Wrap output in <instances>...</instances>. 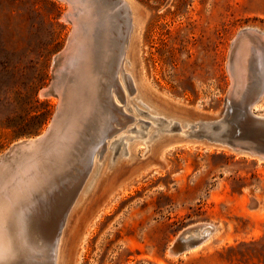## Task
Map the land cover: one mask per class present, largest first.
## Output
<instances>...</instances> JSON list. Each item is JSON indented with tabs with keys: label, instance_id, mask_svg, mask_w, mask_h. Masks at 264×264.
I'll list each match as a JSON object with an SVG mask.
<instances>
[{
	"label": "rangeland",
	"instance_id": "rangeland-1",
	"mask_svg": "<svg viewBox=\"0 0 264 264\" xmlns=\"http://www.w3.org/2000/svg\"><path fill=\"white\" fill-rule=\"evenodd\" d=\"M69 8L66 0H0V155L43 133L51 121L58 98L40 91L50 84L53 57L72 32L63 19ZM130 8L134 29L127 49L122 12L111 38H120L121 59H129L137 90L162 115L184 123L218 115L232 85L231 44L245 29L264 35V0H131ZM99 70L93 69L98 84L105 74ZM65 72L61 80L69 85ZM260 105L264 113V98ZM136 106L149 110L138 102L129 107ZM135 120L153 123L142 115ZM136 125L126 123L132 131L122 136L149 131ZM179 135H165L161 145L144 144L141 135L128 142L124 137L125 156L120 150L112 159L105 152L106 178L57 224L56 234L64 229L58 264H264V161ZM168 138L187 144L160 152ZM200 224L214 231L197 247L169 256L178 234Z\"/></svg>",
	"mask_w": 264,
	"mask_h": 264
},
{
	"label": "bare ground",
	"instance_id": "bare-ground-1",
	"mask_svg": "<svg viewBox=\"0 0 264 264\" xmlns=\"http://www.w3.org/2000/svg\"><path fill=\"white\" fill-rule=\"evenodd\" d=\"M72 1L73 13L68 16L73 26L72 33L65 49L55 57L56 60L65 54L59 64L60 73L66 71L64 78L70 80L69 85L61 81L66 106L57 129L46 147L20 155L0 170V264H15L18 261L22 264H58L64 229L58 236L57 224L64 213L66 219L75 214L97 189L99 182L106 178L108 169L102 159L105 152L109 150L112 159L120 150L121 158L126 155L127 143L121 148V140L125 137L122 136L124 131H132L125 128L129 121H135V127L138 123L148 127L149 131L144 134L135 129L134 132L136 136L148 139L142 142L150 145H161L162 137L170 136L174 131L179 136L198 138L196 132L199 129L220 140L228 128L222 120L188 124L162 115L161 110L137 90L135 79L127 71L128 67L131 69L129 59H121L120 38L117 36L115 41H109L115 34L112 29L114 24H118L115 18L120 16L119 13L109 19L107 14L100 12V8L95 11L91 0ZM123 1L130 8L131 0ZM133 29L124 49L128 47ZM249 30L259 39L249 36L239 43L235 70L240 75L241 88L246 84L250 64L257 67L259 74L264 70V35L255 29ZM116 34L119 35V27ZM105 45L106 50L103 51ZM104 52L108 53L107 56ZM96 65L102 66L99 70L102 75L105 73L99 84L93 74ZM67 70L75 71L74 75L72 72L68 75ZM93 80L95 85L91 86L89 81L93 83ZM135 93H138L137 96L130 99ZM237 97H228V100L234 102ZM263 98L264 95L251 109L252 114L259 118H264L261 105L258 106ZM136 102L151 112L148 109L142 111L138 106L129 107ZM120 103L123 105L119 106ZM136 115L145 116L153 123L137 121ZM141 126L138 128L141 129ZM184 127L189 129V133L183 131ZM136 136H126L125 140L131 141ZM164 141L160 152L187 144L174 138ZM74 153L82 154V158H74ZM111 167L113 171L118 170L120 163ZM199 227L195 225L184 229L176 240L180 238L186 242L202 237L204 231L195 229ZM168 255L174 256L169 250Z\"/></svg>",
	"mask_w": 264,
	"mask_h": 264
},
{
	"label": "water",
	"instance_id": "water-1",
	"mask_svg": "<svg viewBox=\"0 0 264 264\" xmlns=\"http://www.w3.org/2000/svg\"><path fill=\"white\" fill-rule=\"evenodd\" d=\"M70 4V10L64 15L66 20L69 21V14L73 13V1L66 0ZM95 5V11L104 12L108 15L109 19L114 18V16L124 13L127 17L128 21V31L125 36V41L127 43L131 31L133 29L131 11L128 7L127 3L123 0H116L115 4L119 6L118 9L113 10V6L111 4V0H91ZM102 8V9H101ZM119 16H117L118 18ZM72 33V32H71ZM70 33V35H71ZM69 35V36H70ZM256 37L259 39L257 35H254L250 32L249 29H245L237 34L234 38L230 52L228 55L227 61V69L229 74L232 77V85L224 99L222 110L218 115L212 116L203 121L215 122L221 121L228 125L227 130L224 134H222L220 140L215 139L208 133H204L201 129L196 132L198 139L205 140L209 144L217 145L221 148H226L230 152L235 155H245L252 157L256 161H264V118H259L252 114V107L257 104L264 95V70L262 72L257 73V67L255 65L250 64V70L246 75V84L241 88L240 83V75L236 72V64L235 58L238 57V46L241 39L245 37ZM109 41H113V39L109 38ZM68 41V40H67ZM64 48L59 52L61 53L65 49ZM263 49V46H262ZM58 53V54H59ZM56 54L53 57L51 72L53 78L50 84L40 91V95L42 97L56 96L58 98V104L56 106V110L51 118V121L46 128V130L37 135L35 138H30L26 140H21L12 146H10L7 151L0 155V170L11 163L14 159H17L20 155H24L35 149H43L50 143L52 140L53 134L57 129L58 123L62 116V113L66 106V97L63 93V88L61 85V68L59 64L61 63V59H63V54L61 57L55 60ZM250 63V62H249ZM238 96L234 102H229L228 97ZM231 106H233L231 108ZM227 137V139L223 140L222 138ZM64 219V217H63ZM62 224V223H61ZM59 226H61L59 224ZM199 228H195L196 230H203L202 237L190 239L186 242L181 241L180 238L175 240L173 246L169 248L170 255L177 256L185 251H188L191 248L197 247L203 241H205L214 231V226L210 224H200ZM58 232V236H59ZM15 264H22L21 261L16 262Z\"/></svg>",
	"mask_w": 264,
	"mask_h": 264
}]
</instances>
